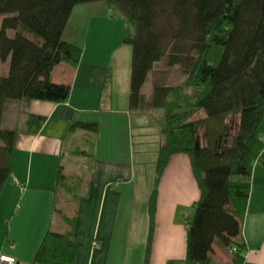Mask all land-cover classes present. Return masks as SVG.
I'll return each instance as SVG.
<instances>
[{
  "label": "trees",
  "instance_id": "1",
  "mask_svg": "<svg viewBox=\"0 0 264 264\" xmlns=\"http://www.w3.org/2000/svg\"><path fill=\"white\" fill-rule=\"evenodd\" d=\"M93 3L117 10L124 24L122 41L131 48L129 112H164L157 121L162 142L147 205L144 264L158 185L177 155L188 158L199 191L185 222L182 264H219L214 245L230 253L229 264H243L251 172L264 150V0H0V63L7 64L0 76V195L12 175L16 134L35 136L45 122L30 115L18 129H4L6 104L67 101L69 87L53 83L51 75L59 65L79 64L82 49L62 36L72 10ZM161 62L179 68L185 80L177 87L153 86L146 96L148 74ZM229 119L236 120L232 135ZM75 130L89 134V144L99 131L98 124L83 122L72 124ZM73 182L59 168V191L71 197L78 187ZM66 223L73 227V220ZM76 254L65 233L49 231L33 263L75 264Z\"/></svg>",
  "mask_w": 264,
  "mask_h": 264
},
{
  "label": "crops",
  "instance_id": "2",
  "mask_svg": "<svg viewBox=\"0 0 264 264\" xmlns=\"http://www.w3.org/2000/svg\"><path fill=\"white\" fill-rule=\"evenodd\" d=\"M112 14L104 3L72 10L62 38L82 49L81 59L74 68L57 66L51 75L53 83L69 87L65 103L6 104L4 129H18L30 115L45 119L37 135L16 134L12 175L0 195V257L11 264H34L49 231L66 234L77 250L75 264H144L154 166L143 187L146 161L135 157L145 150L135 151L133 135L141 116L128 109L131 48L122 41L123 21ZM76 122L98 124L92 144L89 134L70 131ZM84 147L90 155L77 154ZM59 168L74 178L76 197L59 191ZM198 199L188 158L172 157L158 185L147 264H182L185 222ZM66 220H73L71 229ZM241 238L243 264H264V150L252 167Z\"/></svg>",
  "mask_w": 264,
  "mask_h": 264
},
{
  "label": "rangeland",
  "instance_id": "3",
  "mask_svg": "<svg viewBox=\"0 0 264 264\" xmlns=\"http://www.w3.org/2000/svg\"><path fill=\"white\" fill-rule=\"evenodd\" d=\"M82 6V5H79ZM76 6V7H79ZM110 13H113V16L118 15V11L110 7ZM108 15V14H107ZM109 16V15H108ZM108 16H106L108 18ZM105 17V16H104ZM124 33V32H123ZM129 67H131V53H130V61H129ZM7 74V64L0 63V76H4ZM185 78L181 74V71L177 67L169 68L166 67L164 62L158 63L154 66L153 70L148 74L147 81L143 87L142 92L146 94V96H150L153 86L156 85H165L168 87H177L180 86L184 82ZM164 112L162 110H153L150 111L148 114H136L141 116L137 120L139 121L137 124H134V140H135V151H140L141 149L145 150V154H138L135 157L137 161L145 160L146 165L143 166V174H142V185L145 187L146 185V179L147 174L149 170H153L154 164L151 163V159H156L159 143L162 142V138L160 135V128L157 124V121L159 118H163ZM203 116V113H201V117ZM236 120L229 119L228 121V128H229V135H232L234 132ZM141 135V136H139ZM78 151H88L87 147L79 148ZM87 154H91L88 153ZM69 164V161L66 162V164ZM65 167L66 165L63 164ZM81 170H84V173H86L84 165L81 166ZM77 171V169L72 170ZM65 173H69V169L65 167ZM153 172V171H152ZM141 186H139L140 188ZM151 188V187H150ZM152 191V188H151ZM60 202V201H59ZM141 203V202H140ZM59 209L66 213L63 207V204L60 202L58 205ZM214 257L217 259L219 264H229V257L230 253L228 254V251L222 250V248L216 249V245H214Z\"/></svg>",
  "mask_w": 264,
  "mask_h": 264
},
{
  "label": "built area",
  "instance_id": "4",
  "mask_svg": "<svg viewBox=\"0 0 264 264\" xmlns=\"http://www.w3.org/2000/svg\"><path fill=\"white\" fill-rule=\"evenodd\" d=\"M0 264H11V261L8 258L1 256L0 257Z\"/></svg>",
  "mask_w": 264,
  "mask_h": 264
}]
</instances>
